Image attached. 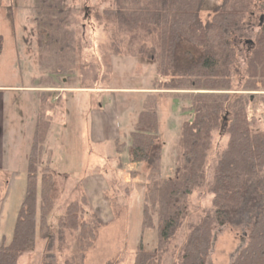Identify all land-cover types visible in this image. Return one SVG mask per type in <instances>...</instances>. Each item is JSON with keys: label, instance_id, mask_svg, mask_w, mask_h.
Listing matches in <instances>:
<instances>
[{"label": "rangeland", "instance_id": "374dc122", "mask_svg": "<svg viewBox=\"0 0 264 264\" xmlns=\"http://www.w3.org/2000/svg\"><path fill=\"white\" fill-rule=\"evenodd\" d=\"M219 2L206 0L204 20ZM116 7L114 0H0L1 222V212L7 217L0 225V245L12 237L6 222L13 221L24 196L37 122L48 125L37 164L39 180L44 172L57 178L49 225L19 264H134L140 241L147 250L157 248L156 228L143 227L149 167L129 159L130 132L141 111L157 109L164 144L161 176L173 177L182 125L193 118L192 99L158 89L159 48L134 55L140 47L105 13ZM247 29L252 37L258 26ZM249 36L234 39L240 72L251 51ZM240 72L231 93H240L246 82ZM254 106L253 126L264 131V102ZM228 138L213 131L206 181L187 196L186 215L162 249L160 264H182L192 227L214 215L210 187ZM263 199L264 168L254 180L241 224H215L206 264H232L247 242L245 220ZM77 201L79 218L96 229L90 243L80 240V231L61 225L68 206Z\"/></svg>", "mask_w": 264, "mask_h": 264}, {"label": "trees", "instance_id": "16d2710c", "mask_svg": "<svg viewBox=\"0 0 264 264\" xmlns=\"http://www.w3.org/2000/svg\"><path fill=\"white\" fill-rule=\"evenodd\" d=\"M114 1L117 7L105 13L128 31L132 43L140 47L134 55L153 50L155 45L159 48L155 80L158 89L190 97L193 111V118L182 125L178 163L171 178L161 176L164 144L157 109L141 111L130 132L129 159L149 167L143 227L156 228L158 238L155 250H147L139 242L134 264H160L162 249L186 215L187 196L206 181L212 134L219 130L229 138L210 187L214 215L202 218L192 227L182 254V264H206L215 224H241L254 180L264 168V131L253 126L254 113L258 111L254 103L264 102V94L248 93L264 91V0H221L205 20L201 13L206 0ZM249 25L258 26L252 37L248 35ZM247 36L251 51L245 70L240 72L234 39ZM239 72L246 82L240 93L234 94L233 80ZM44 125L36 124L28 155L25 197L11 241L0 245V264H19L22 255L34 249L39 232L44 233L49 225L57 178L44 172L39 180L37 164L48 130V125ZM4 176L9 181L8 171ZM79 204L77 201L68 206L61 225L80 231V240L90 243L96 229L79 218ZM245 223L247 242L232 264H264V199L256 204Z\"/></svg>", "mask_w": 264, "mask_h": 264}, {"label": "crops", "instance_id": "0c3cea01", "mask_svg": "<svg viewBox=\"0 0 264 264\" xmlns=\"http://www.w3.org/2000/svg\"><path fill=\"white\" fill-rule=\"evenodd\" d=\"M92 133H93V132H92ZM90 134H91V133H90ZM91 138H92V137H91ZM95 142H96V140H95ZM26 180H27V176H26ZM25 191H26V189H25ZM23 195H24V196L22 197L20 203L18 204V206H17V208H16L15 215H14V217H13V221L8 220V222H6L7 225H9V227L12 225V235H13L14 226H15V222H16V218H17L18 211H19L20 206H21V204H22V202H23V200H24V197H25V192H24ZM1 215L3 216V221L1 222V220H0V225L4 224V219H5V220L7 219L6 214H5L4 212H1ZM1 223H2V224H1ZM5 238H6V237H5ZM11 238H12V237H11ZM10 241H11V239H10ZM10 241H9V242H10ZM2 244H4V243H2ZM5 244H6V243H5Z\"/></svg>", "mask_w": 264, "mask_h": 264}, {"label": "water", "instance_id": "95a60500", "mask_svg": "<svg viewBox=\"0 0 264 264\" xmlns=\"http://www.w3.org/2000/svg\"><path fill=\"white\" fill-rule=\"evenodd\" d=\"M264 17H262L261 19H263Z\"/></svg>", "mask_w": 264, "mask_h": 264}, {"label": "flooded vegetation", "instance_id": "af4514ba", "mask_svg": "<svg viewBox=\"0 0 264 264\" xmlns=\"http://www.w3.org/2000/svg\"><path fill=\"white\" fill-rule=\"evenodd\" d=\"M246 42H248V41L246 40Z\"/></svg>", "mask_w": 264, "mask_h": 264}]
</instances>
